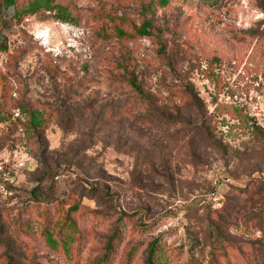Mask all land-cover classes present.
Here are the masks:
<instances>
[{
  "label": "rangeland",
  "instance_id": "1",
  "mask_svg": "<svg viewBox=\"0 0 264 264\" xmlns=\"http://www.w3.org/2000/svg\"><path fill=\"white\" fill-rule=\"evenodd\" d=\"M144 1L4 8L0 102L14 104L0 107V162L25 167L0 193V264H98L123 214L115 264H145L155 238L167 264H264V0H159L143 16ZM109 9L151 20L155 37L99 39ZM121 64L152 103L130 109Z\"/></svg>",
  "mask_w": 264,
  "mask_h": 264
},
{
  "label": "trees",
  "instance_id": "2",
  "mask_svg": "<svg viewBox=\"0 0 264 264\" xmlns=\"http://www.w3.org/2000/svg\"><path fill=\"white\" fill-rule=\"evenodd\" d=\"M159 3V0H150L149 2H142L139 5L140 13L143 16H148L156 7V3ZM41 4L39 2L37 3H31L27 8H22L20 6L19 0H0V24L1 22L4 23V25L9 26L8 22L12 21V18L7 19L4 16V8L5 7H15L16 13H21L22 15H29L32 13H35L36 10H38ZM21 9V10H20ZM104 13V16H102ZM95 20L98 22H102L101 32L94 31V34L97 33V37L103 40L104 39H112L117 38L120 40H127V41H137L138 39L142 37H155L154 35V28L152 21L149 19H144L143 22L140 25H137L135 22H133V19H131L128 15H119V13L109 9L104 10L102 12L101 10L97 12V18ZM130 23V27L127 26L126 23ZM8 47L7 44L3 41L0 42V51H7ZM121 75L119 78L115 79V83H120L124 87H126L127 90L130 92V109H137L139 106H143L146 104L152 103L153 100H151V97H149L148 91L145 89V86L143 84V80H141V76L138 73V68L135 67H127V65L121 64ZM5 89H8V87L5 86ZM133 97H132V96ZM184 107H194L198 103V96L189 88L185 89L184 91ZM0 107L3 106L4 109L9 103L14 104L13 99L7 94L3 93L1 96ZM23 108L25 109V106L21 104L20 101L16 102L15 108ZM4 109L0 110V122L2 121V112ZM31 114V122L33 123V126L38 129V126H40V122H38V118L36 116V113L34 111H30ZM234 118V117H233ZM234 119H241V118H234ZM256 132L261 133V128L257 127L255 128ZM248 190V188H247ZM256 195L260 196V194ZM261 200H264V188H261ZM264 210V209H263ZM74 211H78L77 207H74ZM128 215H121V217L117 220V222L113 226L112 233L110 237L107 239V244L105 246L104 254L102 258L99 260L98 264H115V259L117 257L118 252V245L120 244V241L122 240L123 235L126 233V222L127 219H129ZM262 221H264V211L261 215ZM68 221L70 224L74 223V220L72 219V216L70 214L64 215L63 220H61L59 225V232L63 230L64 228H68ZM73 234L77 237L79 235V239H81V233L78 232L77 228H74ZM118 243V244H117ZM147 257L145 260V264H167L165 262V251L163 250L160 240L155 238L151 240L147 245ZM138 249L133 248L128 255V261H131L135 257V253H137ZM7 264H14V262L9 258H7ZM190 264H214V261L211 259L209 260H198L193 261Z\"/></svg>",
  "mask_w": 264,
  "mask_h": 264
},
{
  "label": "built area",
  "instance_id": "3",
  "mask_svg": "<svg viewBox=\"0 0 264 264\" xmlns=\"http://www.w3.org/2000/svg\"><path fill=\"white\" fill-rule=\"evenodd\" d=\"M24 161L17 160L13 162H0V193L6 196H12L13 191L10 189L15 183V174L23 170Z\"/></svg>",
  "mask_w": 264,
  "mask_h": 264
}]
</instances>
